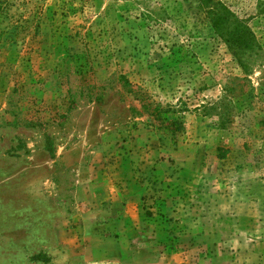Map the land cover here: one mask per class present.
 <instances>
[{"label":"rangeland","instance_id":"obj_1","mask_svg":"<svg viewBox=\"0 0 264 264\" xmlns=\"http://www.w3.org/2000/svg\"><path fill=\"white\" fill-rule=\"evenodd\" d=\"M99 223L118 264H264V0H0V264Z\"/></svg>","mask_w":264,"mask_h":264},{"label":"crops","instance_id":"obj_2","mask_svg":"<svg viewBox=\"0 0 264 264\" xmlns=\"http://www.w3.org/2000/svg\"><path fill=\"white\" fill-rule=\"evenodd\" d=\"M91 175L92 179L89 181L88 185L85 187L83 186L82 191H84V196L83 199L78 203V207L83 211H86L85 215H90L92 213L93 219L94 216L97 217L96 213L98 211H100L102 208H105L106 202H111L112 198L114 199L116 197V195H114V192L117 190V187L114 186L115 184L111 180L106 179L103 169H93ZM77 217L78 216H76L74 220H72L73 222H75V224ZM103 220H107L110 223H116V220L115 218H113V216H111L110 219L104 218ZM101 226L102 224L92 225L89 231L90 233L88 234L84 233L81 225L77 230H73V232L70 231V234L62 237V239L66 244H71L72 247L76 248L78 252L80 251L79 253H76L77 256H83L85 259L86 256H88L89 264H118L119 261L123 260V255H121V253L119 255L111 253L107 254L102 247H95L96 243L99 245H103L105 241V238H103V234L105 233V226Z\"/></svg>","mask_w":264,"mask_h":264},{"label":"trees","instance_id":"obj_3","mask_svg":"<svg viewBox=\"0 0 264 264\" xmlns=\"http://www.w3.org/2000/svg\"><path fill=\"white\" fill-rule=\"evenodd\" d=\"M209 14L211 15L212 18V22H213V26L214 28L220 33L221 30H228V28H230L228 26V21L230 20L231 16L230 14H223L220 13L218 10L215 11V9H210ZM238 33H228L229 39L228 40H232L233 42H235L236 44L238 43ZM223 37L225 35H222Z\"/></svg>","mask_w":264,"mask_h":264}]
</instances>
